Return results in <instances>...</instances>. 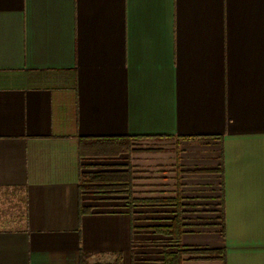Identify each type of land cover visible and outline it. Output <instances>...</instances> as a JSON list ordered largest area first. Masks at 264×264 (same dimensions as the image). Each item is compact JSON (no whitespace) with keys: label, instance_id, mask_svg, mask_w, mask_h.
Listing matches in <instances>:
<instances>
[{"label":"crops","instance_id":"0c3cea01","mask_svg":"<svg viewBox=\"0 0 264 264\" xmlns=\"http://www.w3.org/2000/svg\"><path fill=\"white\" fill-rule=\"evenodd\" d=\"M166 254L264 264V0H0V264Z\"/></svg>","mask_w":264,"mask_h":264},{"label":"rangeland","instance_id":"374dc122","mask_svg":"<svg viewBox=\"0 0 264 264\" xmlns=\"http://www.w3.org/2000/svg\"><path fill=\"white\" fill-rule=\"evenodd\" d=\"M169 143L166 140H157V139H132L126 142V144L119 145L120 150H125L127 152L135 151V147L146 148V150H153L154 147H168ZM140 150V149H139Z\"/></svg>","mask_w":264,"mask_h":264},{"label":"trees","instance_id":"16d2710c","mask_svg":"<svg viewBox=\"0 0 264 264\" xmlns=\"http://www.w3.org/2000/svg\"><path fill=\"white\" fill-rule=\"evenodd\" d=\"M115 139H119V138H115ZM175 223H177V222H175ZM169 232L170 231H169V226H168L167 229H166V233L169 234ZM86 262H87V256L81 255L80 263L81 264H86ZM164 263L165 264H170V259H169V255L168 254H166L165 257H164Z\"/></svg>","mask_w":264,"mask_h":264}]
</instances>
